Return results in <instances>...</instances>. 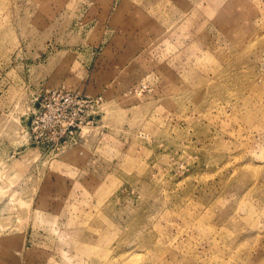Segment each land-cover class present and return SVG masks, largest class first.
I'll list each match as a JSON object with an SVG mask.
<instances>
[{"label":"rangeland","instance_id":"374dc122","mask_svg":"<svg viewBox=\"0 0 264 264\" xmlns=\"http://www.w3.org/2000/svg\"><path fill=\"white\" fill-rule=\"evenodd\" d=\"M0 264H264V0H0Z\"/></svg>","mask_w":264,"mask_h":264},{"label":"built area","instance_id":"2783aa9c","mask_svg":"<svg viewBox=\"0 0 264 264\" xmlns=\"http://www.w3.org/2000/svg\"><path fill=\"white\" fill-rule=\"evenodd\" d=\"M78 130L79 99L69 92L55 90L38 107L28 144L39 154L56 156L63 147L75 141Z\"/></svg>","mask_w":264,"mask_h":264}]
</instances>
